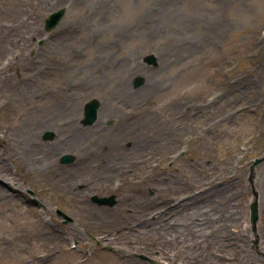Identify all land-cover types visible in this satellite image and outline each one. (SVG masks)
Here are the masks:
<instances>
[{
  "label": "rangeland",
  "instance_id": "374dc122",
  "mask_svg": "<svg viewBox=\"0 0 264 264\" xmlns=\"http://www.w3.org/2000/svg\"><path fill=\"white\" fill-rule=\"evenodd\" d=\"M62 8L61 23L46 31ZM150 53L157 67L143 61ZM138 75L146 83L135 90ZM7 77L0 136L9 125L29 129L58 92L76 93L81 130L43 181L27 172L32 151L16 154L0 139L16 172L15 183L0 180V264H264V162L255 167L256 232L248 181L264 154V0H0ZM94 97L99 119L84 126ZM58 139L50 128L38 137ZM64 155L75 160L63 164ZM69 173L72 190L62 181ZM94 195L115 204L99 206ZM211 213L230 220L237 244L212 245L195 263L180 257L201 251L190 244L196 237H212L194 234ZM168 219L175 223L162 228Z\"/></svg>",
  "mask_w": 264,
  "mask_h": 264
},
{
  "label": "bare ground",
  "instance_id": "6f19581e",
  "mask_svg": "<svg viewBox=\"0 0 264 264\" xmlns=\"http://www.w3.org/2000/svg\"><path fill=\"white\" fill-rule=\"evenodd\" d=\"M10 79L11 78L8 77L0 79V83L11 82ZM24 94V97H35L34 94H29V92H25ZM75 97L76 93L73 92L67 95H63V93L58 92L54 95V99L48 104L46 108L41 107V109L37 111L36 116H34L36 119L31 122L29 129L16 133L17 130L15 125H13L14 128H12L13 126H8L9 130L7 132V137L5 136V138H9L10 144H7L5 142L4 143L7 146L13 145L11 150L14 151L16 148L17 150L14 151L16 154H30L32 151L30 163L27 164L29 166L26 168L27 172L31 171V169L33 170V176L35 179L39 178L41 181H43V178H45V180H48L51 176H53V174L57 173L58 166L54 159L57 156V153L55 152L62 148L61 145H72L74 141L78 138L77 133H79V130L81 129L76 125L79 110L77 108ZM59 116H63L64 118H60ZM21 125L22 124H19L18 127H22ZM46 128L55 129L58 133L59 139L54 144H48L40 142L38 140L39 135ZM69 132L71 133L67 135ZM5 138L0 136V139H2L3 141H5ZM34 155H36L37 157H35ZM39 155L41 156L38 160ZM0 158L3 160V162H0V180H2V182L6 184L15 183L14 176L16 175V172L14 168H12V166L8 164V158L3 156L2 154L0 155ZM21 160H24V156L21 157ZM71 174L72 173L65 174L62 179L64 187L70 190H72L75 185V181L72 180V176H74V174H72V176L70 177ZM0 194L3 197H7L6 192L3 188H0ZM178 210H181L180 205L178 207H175L174 213L176 215L178 214ZM164 214L167 215L166 213H163L161 215L164 216ZM216 214L217 213H211L210 215L207 214V222L204 228L194 230L195 235L200 232L204 234L208 232L210 233V235H212V237H209L208 241L204 240L202 237H196L191 241L190 244L201 249V251L197 250V254L195 255L189 253L186 255L184 254L180 257H184L185 259L191 258V260L195 263L196 259L200 260L198 255L206 251L208 247L211 248L212 245H216L217 243L224 244L222 248L230 249L235 244H237L236 237H232L234 230H231L230 228V226H232L230 220L219 222V220H216L214 218ZM209 219L211 220L208 221ZM160 223L158 224V226L160 225ZM174 223L175 222H173L172 219H168L164 222L162 228L173 226ZM147 231L148 230H145V236ZM42 232L44 234L47 233V231ZM214 235H219V237H213ZM211 252L214 251L212 250ZM215 256V258L217 259L227 258V256L222 253H220V255Z\"/></svg>",
  "mask_w": 264,
  "mask_h": 264
},
{
  "label": "water",
  "instance_id": "95a60500",
  "mask_svg": "<svg viewBox=\"0 0 264 264\" xmlns=\"http://www.w3.org/2000/svg\"><path fill=\"white\" fill-rule=\"evenodd\" d=\"M65 15V9H59L52 13L46 20H45V29L47 31H51L52 29L56 28L57 25L62 21L63 17ZM145 62L149 65L158 66L157 57L154 54H149L145 57ZM145 84V77L139 75L136 76L134 80V88L137 89ZM101 107V102L99 99L94 98L91 101H89L85 106V119L83 123L85 125H92L95 123L99 116V110ZM52 134H47L46 138H52ZM75 159L72 155H65L62 157L61 162L62 163H71ZM264 162V155L258 157L255 159L252 167H251V176L249 178V182L251 183L252 189H253V199L250 203V220L253 224L254 228L256 227L258 221H259V195L257 190L255 189L253 179L255 177V167L261 163ZM92 201L97 203L100 206H112L115 204V197H99V196H93ZM59 215L62 216L65 219V222H71L72 218H70L68 215L63 213L62 211H58Z\"/></svg>",
  "mask_w": 264,
  "mask_h": 264
}]
</instances>
